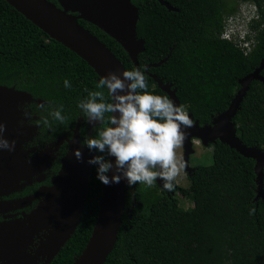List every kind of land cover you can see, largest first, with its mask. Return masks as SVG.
Instances as JSON below:
<instances>
[{
	"label": "trees",
	"instance_id": "obj_1",
	"mask_svg": "<svg viewBox=\"0 0 264 264\" xmlns=\"http://www.w3.org/2000/svg\"><path fill=\"white\" fill-rule=\"evenodd\" d=\"M47 1L60 7L58 0ZM163 1L174 11L158 0H132L139 10L137 38L145 42L138 67L103 30L84 20L79 23L126 70L143 66L149 91L168 95L156 76L172 86L194 121L210 125L229 109L240 81L264 61V0ZM240 3H253L261 13V21L252 27L257 37L249 56L221 38L226 18ZM65 78L70 89L63 87ZM98 80L84 60L0 0V87L30 96L24 103L30 111L29 125L35 126V143L45 147L62 139L66 147L65 139L73 138L80 119V142L94 134L95 127L90 133L76 101ZM53 102L64 105V123L51 115ZM233 122L244 145L264 151V82L251 83ZM210 148L213 165L198 167L188 177L192 208H182L173 196L180 192L186 197L185 189L175 186L167 192L157 183L151 188L138 182L130 186L118 241L106 264H264V177L259 196L253 159L220 141ZM102 196L103 183L93 166L81 223L50 264H74L82 256L97 224Z\"/></svg>",
	"mask_w": 264,
	"mask_h": 264
},
{
	"label": "water",
	"instance_id": "obj_2",
	"mask_svg": "<svg viewBox=\"0 0 264 264\" xmlns=\"http://www.w3.org/2000/svg\"><path fill=\"white\" fill-rule=\"evenodd\" d=\"M28 21L46 33L51 39L62 44L84 60L100 78L108 71L122 72L126 70L116 56L89 30L80 25L84 20L103 30L119 42L129 54L135 66L138 67V57L144 52L145 42L137 38L139 10L132 4V0H58L60 7L47 0H5ZM169 11H174L163 0H158ZM264 61L253 74L240 81V90L229 109L212 120L210 125L200 126L194 121L188 129V137L183 146L186 172L189 176L195 171L189 167L190 157L195 153L194 139L201 141L205 147H210L217 141L228 145L241 156L256 162V183L261 196L264 171V151L250 148L242 143L237 134L233 119L241 109L242 102L253 81L264 82L261 72ZM159 88L167 93L177 104H180L176 91L171 85H165L154 76ZM26 93L15 91L13 88L0 87V122H5L4 135L9 139L16 136V145H21V136L13 130L14 111L20 112L17 105L29 101ZM82 119L74 131L72 139H65L69 151L63 159V167L59 175L53 180V185L46 191V198L26 218L13 223L0 224V264H40L45 261L50 264L59 254L65 244L71 239L81 223L85 201L89 189V181L93 166L87 163L92 155L81 146L79 129ZM99 126V124H96ZM91 133L94 125L88 124ZM16 133V134H15ZM59 140L53 144L54 152L62 144ZM80 142V143H79ZM80 148L83 160L77 161L73 150ZM45 152V153H46ZM10 153V152H8ZM7 157V151L0 150V184L7 182L8 177L22 178L25 167L2 169ZM111 175V173H109ZM18 178V179H20ZM15 179V178H14ZM159 188L162 186L160 178L157 180ZM130 186L126 181L103 184V196L99 202L100 212L92 237L80 258L74 264H106L118 241V235L123 224L127 195ZM162 189V188H161ZM35 198V197H34ZM29 198L22 200V203ZM21 203H5L4 206ZM0 206H3L1 204ZM5 209V208H4ZM45 232V239L41 246L32 254L31 247L35 239Z\"/></svg>",
	"mask_w": 264,
	"mask_h": 264
},
{
	"label": "clouds",
	"instance_id": "obj_3",
	"mask_svg": "<svg viewBox=\"0 0 264 264\" xmlns=\"http://www.w3.org/2000/svg\"><path fill=\"white\" fill-rule=\"evenodd\" d=\"M63 87H72L69 79H63ZM84 91L86 95L76 101V108L88 124L99 127L79 143L92 153L87 163L95 167L96 179L105 185L124 180L129 186L138 182L151 188L160 178L161 188L172 191L186 169L178 149L194 124L188 109L169 95L149 91L143 66L119 73L108 71L94 88ZM17 108L22 117L18 125L23 127L30 111L27 103ZM51 115L64 123V105L55 104ZM5 131V122H0V150L13 152L16 140H9ZM73 155L77 161L83 160L80 148L74 149Z\"/></svg>",
	"mask_w": 264,
	"mask_h": 264
},
{
	"label": "flooded vegetation",
	"instance_id": "obj_4",
	"mask_svg": "<svg viewBox=\"0 0 264 264\" xmlns=\"http://www.w3.org/2000/svg\"><path fill=\"white\" fill-rule=\"evenodd\" d=\"M13 119L16 120V130L21 136V145L15 146L13 152L8 153L2 164V169H15L25 167L22 178L8 177L7 182L0 184V224H7L23 220L30 215L44 201L47 189L53 185V180L59 175L63 167V159L69 151V145H61L54 152H46L53 147L35 143V126L29 125L30 118L25 119V125L20 127L18 121L22 118L20 112L14 111ZM53 149V148H52ZM46 152V153H45ZM15 178V179H14ZM20 178V179H18ZM164 190V189H163ZM171 192V191H167ZM35 197V198H34ZM29 198V201L22 203V200ZM4 206L5 203H17ZM5 208V209H4ZM45 232L36 238L31 247L32 254H35L45 239Z\"/></svg>",
	"mask_w": 264,
	"mask_h": 264
},
{
	"label": "built area",
	"instance_id": "obj_5",
	"mask_svg": "<svg viewBox=\"0 0 264 264\" xmlns=\"http://www.w3.org/2000/svg\"><path fill=\"white\" fill-rule=\"evenodd\" d=\"M260 20L261 14L255 4L240 3L237 12L226 18L221 38L249 56L256 46L257 37V31H253L252 25Z\"/></svg>",
	"mask_w": 264,
	"mask_h": 264
},
{
	"label": "rangeland",
	"instance_id": "obj_6",
	"mask_svg": "<svg viewBox=\"0 0 264 264\" xmlns=\"http://www.w3.org/2000/svg\"><path fill=\"white\" fill-rule=\"evenodd\" d=\"M15 124L13 125L14 132L16 130ZM13 138L16 139V136L14 135ZM194 141H195L194 142L195 143V146H194L195 153L190 157L189 167L192 169H196L198 167H209L213 165L212 149L209 146L208 147L203 146L201 141L197 139H194ZM178 152L184 156L183 147L181 149H178ZM188 177L189 175L186 172H183L181 173L180 176L177 177L175 181V186L177 188L185 189L187 191V196L182 197L180 192L173 193V196H175L179 200L180 206L184 209H189L194 206L193 198H192V191L190 190V181Z\"/></svg>",
	"mask_w": 264,
	"mask_h": 264
}]
</instances>
